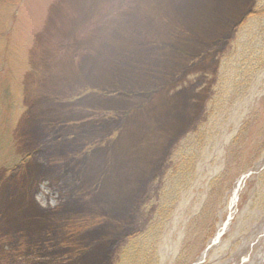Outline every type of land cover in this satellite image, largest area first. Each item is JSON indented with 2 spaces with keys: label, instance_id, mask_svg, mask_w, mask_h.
Listing matches in <instances>:
<instances>
[{
  "label": "rangeland",
  "instance_id": "rangeland-1",
  "mask_svg": "<svg viewBox=\"0 0 264 264\" xmlns=\"http://www.w3.org/2000/svg\"><path fill=\"white\" fill-rule=\"evenodd\" d=\"M129 256L264 264V0H0V264Z\"/></svg>",
  "mask_w": 264,
  "mask_h": 264
},
{
  "label": "trees",
  "instance_id": "trees-1",
  "mask_svg": "<svg viewBox=\"0 0 264 264\" xmlns=\"http://www.w3.org/2000/svg\"><path fill=\"white\" fill-rule=\"evenodd\" d=\"M253 14H255V13H253V12H251L249 15H247L246 17H245V21L249 18V17H251V16H253ZM190 158V157H189ZM188 166L189 167H192V160L190 159V160H188ZM162 215H163V213H162ZM164 216V215H163ZM160 223H162V221H160L159 220V217H156V219H154L153 221H152V224H151V226L152 227H150V230L149 231H146L147 233H151V231H153V229L154 228H156L157 226H159L160 225ZM216 227L213 225L212 226V228L210 229V233H209V235H208V240L209 239H211L212 238V236L214 235V232H215V229ZM214 231V232H213ZM127 251V250H126ZM126 251H124L123 253L125 254V252ZM122 253V254H123ZM126 254H127V252H126ZM141 258H143L142 256H139L138 258L136 257V258H134V257H132V256H129L128 257V259L130 260V262H133L134 264H136V262H137V260H139V259H141ZM120 261V260H119ZM122 261V260H121Z\"/></svg>",
  "mask_w": 264,
  "mask_h": 264
},
{
  "label": "bare ground",
  "instance_id": "bare-ground-1",
  "mask_svg": "<svg viewBox=\"0 0 264 264\" xmlns=\"http://www.w3.org/2000/svg\"><path fill=\"white\" fill-rule=\"evenodd\" d=\"M238 191H239V188H236V189H235V192H234L233 199H232V205L237 201ZM226 226H227V225H225V226L223 227V229H226ZM223 229H222L219 233H222V232H223Z\"/></svg>",
  "mask_w": 264,
  "mask_h": 264
},
{
  "label": "water",
  "instance_id": "water-1",
  "mask_svg": "<svg viewBox=\"0 0 264 264\" xmlns=\"http://www.w3.org/2000/svg\"><path fill=\"white\" fill-rule=\"evenodd\" d=\"M219 239V237H217L216 239H215V241H217ZM214 243V242H213Z\"/></svg>",
  "mask_w": 264,
  "mask_h": 264
}]
</instances>
